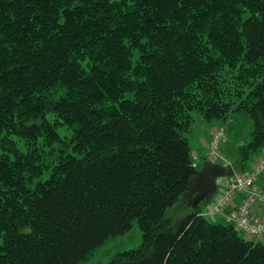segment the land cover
Returning a JSON list of instances; mask_svg holds the SVG:
<instances>
[{"label":"trees","instance_id":"obj_1","mask_svg":"<svg viewBox=\"0 0 264 264\" xmlns=\"http://www.w3.org/2000/svg\"><path fill=\"white\" fill-rule=\"evenodd\" d=\"M194 111L254 122L237 174L263 157L264 0H0V264H82L135 222L106 264H264L186 197Z\"/></svg>","mask_w":264,"mask_h":264},{"label":"rangeland","instance_id":"obj_2","mask_svg":"<svg viewBox=\"0 0 264 264\" xmlns=\"http://www.w3.org/2000/svg\"><path fill=\"white\" fill-rule=\"evenodd\" d=\"M192 117L193 125L191 132L187 135V138L189 139L192 153L194 156L199 158V161L202 162V164L207 161L208 155L211 153L212 149L217 150V147L212 148L210 146L213 142L214 134L217 131L222 130L226 132V137L222 140L221 145L218 148V152L220 156L224 158V162L231 163L233 162L232 155H234L238 146L250 142L251 134L255 127L251 118L244 113L231 114L228 120H215L212 122L207 121L198 111H194L192 113ZM60 133L63 136L70 134V132L65 130V128H61ZM203 140H205L204 143H202ZM200 143L203 147L200 146ZM203 148L204 155L201 159L200 157L202 156L200 155L202 154L200 153H202ZM197 152H200L199 155H197ZM258 183L260 186L261 180ZM260 187L262 188V186ZM262 189L264 190V188ZM221 217L226 218V216H219L211 218L210 220L220 221ZM247 238L257 240L252 237ZM142 243L143 233L138 223L135 222L131 231H129L126 235L110 239L105 246L97 250L89 260L83 262L82 264H106L116 254L126 250L137 249Z\"/></svg>","mask_w":264,"mask_h":264},{"label":"built area","instance_id":"obj_3","mask_svg":"<svg viewBox=\"0 0 264 264\" xmlns=\"http://www.w3.org/2000/svg\"><path fill=\"white\" fill-rule=\"evenodd\" d=\"M225 137L226 132L222 130L214 134L210 146L212 148L217 147V150L212 149L207 161L213 163L225 161L218 152V148ZM194 160L198 162L199 158L195 156ZM262 176H264V157L248 173L220 179L218 193L204 211V216L207 218L223 216L232 207L226 215L227 221L234 224L246 237L256 238L257 241L264 242V222L252 216L254 207L264 206V190L258 183ZM238 195H241L242 198L236 206L235 199Z\"/></svg>","mask_w":264,"mask_h":264},{"label":"water","instance_id":"obj_4","mask_svg":"<svg viewBox=\"0 0 264 264\" xmlns=\"http://www.w3.org/2000/svg\"><path fill=\"white\" fill-rule=\"evenodd\" d=\"M236 174L234 165L231 163H213L206 161L199 174L194 176L188 187L186 197L191 204L212 201L218 190V180L225 177H233Z\"/></svg>","mask_w":264,"mask_h":264},{"label":"crops","instance_id":"obj_5","mask_svg":"<svg viewBox=\"0 0 264 264\" xmlns=\"http://www.w3.org/2000/svg\"><path fill=\"white\" fill-rule=\"evenodd\" d=\"M204 141L205 140H203L202 141V143H204ZM200 146L201 147H203L202 146V144L200 143ZM198 154L197 155H199V153L200 152H197ZM204 153V148H203V150H202V153H200V154H202V155H200V156H202V157H200L201 159L203 158V154ZM263 157H264V154H263ZM202 161V160H201ZM200 162V161H199ZM232 163V162H231ZM256 164V163H255ZM254 164V165H255ZM253 165V166H254ZM261 184H260V186H262V188H264V176H262L261 177ZM241 195H238L237 197H236V199H235V205L236 206H238V204L240 203V201H241ZM232 208V207H231ZM226 216V215H225ZM252 216H253V218H255V219H257V220H259V221H262V222H264V206H256V207H254L253 208V211H252ZM226 218L225 217H221V220L220 221H218V222H227V220H225Z\"/></svg>","mask_w":264,"mask_h":264}]
</instances>
